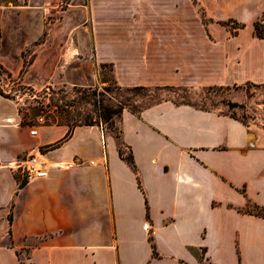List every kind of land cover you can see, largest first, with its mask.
<instances>
[{
	"label": "crops",
	"instance_id": "0c3cea01",
	"mask_svg": "<svg viewBox=\"0 0 264 264\" xmlns=\"http://www.w3.org/2000/svg\"><path fill=\"white\" fill-rule=\"evenodd\" d=\"M263 15L264 0H27L0 6V66L35 92L99 87L105 68L121 88L264 85ZM34 124L0 95V264H264L247 213L264 209V121L124 110L132 164L101 127ZM31 155L46 178L16 169Z\"/></svg>",
	"mask_w": 264,
	"mask_h": 264
},
{
	"label": "rangeland",
	"instance_id": "374dc122",
	"mask_svg": "<svg viewBox=\"0 0 264 264\" xmlns=\"http://www.w3.org/2000/svg\"><path fill=\"white\" fill-rule=\"evenodd\" d=\"M14 1L22 2V0ZM30 53L31 51H29L28 55ZM99 80L102 84L99 87H95V97H92L91 93H89L88 99L95 98V100H98L101 98L99 93L102 92L104 99H112V103L116 105L117 101H119L116 97L123 95L131 100L130 104L136 110L161 102H169L174 105L188 102L197 108L217 111L235 117L244 123L264 121L261 110V105L264 101V85L247 84L243 86H213L212 88L186 86L184 88L187 91H180L176 95L171 92H155L153 90L133 93L117 91L111 71L108 68L99 71ZM0 87L4 94L16 101L24 123L33 124L37 118L41 117L45 123L57 118L62 123L71 125V120L69 122L66 121L68 116L77 118V116L90 114L95 117L96 114L91 104H85L79 100L83 95L74 91L72 87L62 84L59 77L56 78L54 84L40 92H35L16 83L9 82L0 74ZM103 129L108 135L115 137V134L107 124L103 125ZM123 151L124 153L127 152L125 148H123ZM248 209L253 212L257 211L252 206H249ZM21 257L24 258V255Z\"/></svg>",
	"mask_w": 264,
	"mask_h": 264
},
{
	"label": "trees",
	"instance_id": "16d2710c",
	"mask_svg": "<svg viewBox=\"0 0 264 264\" xmlns=\"http://www.w3.org/2000/svg\"><path fill=\"white\" fill-rule=\"evenodd\" d=\"M66 1L67 0H64V2H66ZM26 2H27V0H22V2H20V3L14 1V0H12V1L11 0H0V6H23L26 4ZM223 25L231 28L232 30L233 29L237 30V29L242 27V25H239L233 21L224 22ZM253 35L258 39H264V15L259 20H256L253 23ZM39 44H40V42L36 43L34 45V47L38 46ZM29 51L30 50H25L22 53V56L24 58V64H23V69H22L21 74L27 70L28 66L32 62L33 55L30 56V58H28ZM0 74L3 75L7 80H9V82H12V83L16 82L15 80H13L12 76L5 69H3L1 66H0ZM115 86H116L117 91H121V92H125V93H133V92L153 90L155 92H161V91L171 92V93H174L177 95V93L180 91H187V89L184 87H168V86H166V87H153V88H149V87L121 88L117 85H115ZM72 88L74 91L83 95L79 99L82 103L91 104L93 106V108L96 111L95 117L91 116L90 114H87L85 116H77V118H72V117L68 116V118H66V121L69 122L71 120V122H72L71 125L70 124H64L61 121H59L57 118H53V119H51L50 122H47L46 124L66 125L70 129H72L76 126H98V127L103 128V125L107 124L108 127L115 134L114 138L117 140V143H118L119 155L127 163L132 164V158H131L130 153L128 152L125 155V153L123 151L124 147H123V144L121 142V138H120L121 131L119 129L118 123H119V120H120L121 115H122L124 110H128L132 113H139L148 107H141L140 110H136L134 107L132 108V106L130 104L131 100L128 97H125L123 95H118L116 97L117 99H119V101L116 100L117 103L115 105L112 103V101H111L112 99H104L102 97L103 96L102 92L99 93L101 98H99L98 100H95V98L88 99L87 97L89 96V93H91L92 97H95L96 88L95 89L79 88V87H72ZM0 95L3 96L4 98L12 99L8 95L4 94L1 87H0ZM180 105L193 106L192 104H190L188 102L187 103H181ZM193 107H195V106H193ZM199 109H201V108H199ZM202 110H205V109H202ZM232 118H235V117H232ZM242 123H244V122H242ZM254 208L257 210L256 212H253L251 210H247V213L259 216V217L264 219V209H261L257 206H254Z\"/></svg>",
	"mask_w": 264,
	"mask_h": 264
},
{
	"label": "built area",
	"instance_id": "2783aa9c",
	"mask_svg": "<svg viewBox=\"0 0 264 264\" xmlns=\"http://www.w3.org/2000/svg\"><path fill=\"white\" fill-rule=\"evenodd\" d=\"M43 118L39 117L36 119L35 124L32 125L30 128V134L35 136L37 133V126L44 124ZM102 132L105 133L104 129L102 128ZM16 169H19L21 175L23 176L26 182L42 179L47 177V172L44 169L40 158L36 155H31L16 166Z\"/></svg>",
	"mask_w": 264,
	"mask_h": 264
}]
</instances>
